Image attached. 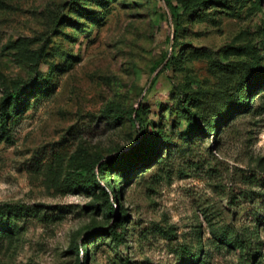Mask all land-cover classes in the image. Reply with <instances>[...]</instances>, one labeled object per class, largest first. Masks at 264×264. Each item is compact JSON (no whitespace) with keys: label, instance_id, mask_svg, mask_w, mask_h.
Masks as SVG:
<instances>
[{"label":"rangeland","instance_id":"obj_1","mask_svg":"<svg viewBox=\"0 0 264 264\" xmlns=\"http://www.w3.org/2000/svg\"><path fill=\"white\" fill-rule=\"evenodd\" d=\"M169 1L0 0V264H264V0Z\"/></svg>","mask_w":264,"mask_h":264},{"label":"trees","instance_id":"obj_2","mask_svg":"<svg viewBox=\"0 0 264 264\" xmlns=\"http://www.w3.org/2000/svg\"><path fill=\"white\" fill-rule=\"evenodd\" d=\"M168 7H171L173 9H177L175 6L172 5V3L169 0H165ZM182 1V0H181ZM173 15V12H172ZM2 91L3 94L0 98V109L3 112V114H6L7 108L11 102V99L14 95V92L16 91V89L14 90L8 82H2ZM245 101H243L242 105H240L241 108H244L245 106ZM135 113L137 115H139V111L138 110H134ZM134 111L132 113H134ZM150 144H148L146 142V138L142 139L139 141V143L133 147L130 151L128 152H123L119 155H115L113 158H111L110 162H103L100 164L99 167V173H104V170L106 168L111 167L110 163H116V168L114 171H123L125 172V170H129L131 172V170L137 166L140 165L141 162H146L147 160V156H145V153L142 151L145 148H148ZM155 148L152 147L150 148L149 152L153 151ZM92 183L95 181H97L98 179V175L96 173L92 174ZM105 191V190H104ZM107 201L109 202L110 208L115 209V206L112 205V202H110V198L109 196L107 197ZM106 231H108V233L112 234L113 239L117 242V243H121L122 241V235L119 234L115 229L112 228H106Z\"/></svg>","mask_w":264,"mask_h":264}]
</instances>
